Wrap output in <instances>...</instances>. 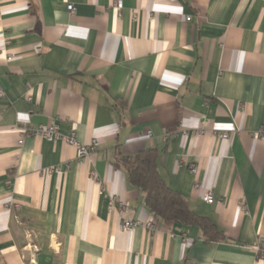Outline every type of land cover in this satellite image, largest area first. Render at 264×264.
<instances>
[{"label": "crops", "instance_id": "1", "mask_svg": "<svg viewBox=\"0 0 264 264\" xmlns=\"http://www.w3.org/2000/svg\"><path fill=\"white\" fill-rule=\"evenodd\" d=\"M116 1L0 0V264H264V0ZM145 148L224 239L149 211Z\"/></svg>", "mask_w": 264, "mask_h": 264}, {"label": "trees", "instance_id": "2", "mask_svg": "<svg viewBox=\"0 0 264 264\" xmlns=\"http://www.w3.org/2000/svg\"><path fill=\"white\" fill-rule=\"evenodd\" d=\"M158 158L156 148H145L131 155L118 150L113 165L126 171L130 183L144 193L147 208L159 220L197 226L206 243L224 239V232L213 219L194 211L189 200L167 183Z\"/></svg>", "mask_w": 264, "mask_h": 264}, {"label": "built area", "instance_id": "3", "mask_svg": "<svg viewBox=\"0 0 264 264\" xmlns=\"http://www.w3.org/2000/svg\"><path fill=\"white\" fill-rule=\"evenodd\" d=\"M116 4L118 6V8H121L123 3L122 0H117ZM68 10L70 11V13L74 14L75 13V7L74 5L70 4L68 5ZM187 20H191V17L188 16ZM28 99H31L30 96H28ZM25 132L28 133H32L34 135H38L41 137H44L46 139L49 140H57L58 138H62L64 141H66L67 143L76 145L78 147L79 150V157L80 158H84L86 156H88L91 152H93V149L97 143V140L94 139L91 141V143L85 145V144H81L78 142V140L76 139L75 133H72L69 136H64L61 135L58 131V127L55 123H47V124H41L39 125L37 128L33 129V128H26L24 129ZM202 132H205L203 129L200 130ZM210 133H212L214 136H220L222 139L224 140H228L230 138L229 132L227 131H219L216 128H212L211 130H209ZM264 131H258V134H261ZM186 135V132L184 133ZM256 135V134H255ZM191 170L193 172L197 171V168L195 165H191ZM204 200L212 203L214 201V192L213 190H207L204 194ZM110 205L111 207H115L116 206V200L114 198L113 195H111L110 197ZM243 208V207H242ZM138 223H140V220H132V219H125L124 224H123V229L124 230H131L135 225H137ZM147 227L151 230L156 228V222H148ZM32 261H34V259H32Z\"/></svg>", "mask_w": 264, "mask_h": 264}]
</instances>
